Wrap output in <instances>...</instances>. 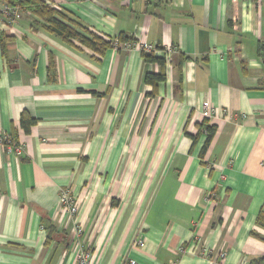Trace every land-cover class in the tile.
<instances>
[{
	"label": "crops",
	"instance_id": "1",
	"mask_svg": "<svg viewBox=\"0 0 264 264\" xmlns=\"http://www.w3.org/2000/svg\"><path fill=\"white\" fill-rule=\"evenodd\" d=\"M42 1L102 39L172 52L153 90L145 76L162 69L139 51L99 56L32 15L0 21V264H78L83 250L92 264L263 258L264 0ZM205 103L216 133L203 152Z\"/></svg>",
	"mask_w": 264,
	"mask_h": 264
},
{
	"label": "trees",
	"instance_id": "2",
	"mask_svg": "<svg viewBox=\"0 0 264 264\" xmlns=\"http://www.w3.org/2000/svg\"><path fill=\"white\" fill-rule=\"evenodd\" d=\"M9 4H16L13 0H4ZM22 11V13H26L34 16L36 19L43 23V29L53 33L54 35L61 38L65 43H72L74 41L78 42L81 46H84L99 56L104 55V53L109 49H117L115 48V42L118 45H123L126 43H133L131 39H127L124 36L120 35L115 40H105L101 37H98L92 33H89L87 29L83 28L77 21L73 20L71 17H68L66 14L62 13L59 10L52 8L50 5L46 4L42 0H22L21 3L17 4ZM82 30V31H81ZM81 32V33H79ZM146 63L157 64L162 69L161 74H147L145 76V84L151 86L154 89L158 87V84L164 82L166 80V74L164 73L166 67V59L165 56H156V55H147L142 54ZM259 58H261L264 64V43L261 44L258 52ZM178 80L179 84L182 82V73L181 70L178 72ZM208 119H206L207 121ZM204 122L199 129V132L192 137L194 143L200 136V132L203 129L207 134L206 144L203 148V152L206 151L208 146L210 145L214 135L216 133L215 126H209L208 121ZM21 127L26 134H28L31 130V127L36 124L34 119H31L28 115L23 114L21 117ZM11 140L15 142L12 137ZM257 224L264 228V213L260 214ZM255 264H264V257L255 261Z\"/></svg>",
	"mask_w": 264,
	"mask_h": 264
},
{
	"label": "built area",
	"instance_id": "3",
	"mask_svg": "<svg viewBox=\"0 0 264 264\" xmlns=\"http://www.w3.org/2000/svg\"><path fill=\"white\" fill-rule=\"evenodd\" d=\"M16 4H9L7 1L0 2V21L9 27H12L16 24L17 20L20 19L22 15V11L20 10L19 6L17 4L21 3L22 0H13ZM248 2L251 5H256L260 0H243ZM120 48L126 51L136 50L139 51L141 54H147V55H158V56H165L166 63H170L169 57L171 54L170 50H159L154 45L149 44H141L139 42H133V43H126L123 45H118L115 42V48ZM203 111V116L205 119H212L215 115L214 109L208 104L205 103ZM1 143L6 147L7 151L10 153H13L16 156H21L23 152V146L17 145L15 142L11 140V137L5 136L1 138ZM60 207L62 212H64L66 215H68L70 218H73L78 213V203L76 198L71 194V192L67 189H62L60 191ZM76 235H81L82 231L80 229H76ZM197 244H200L201 240L198 239ZM144 242L138 241L137 242V248H143ZM201 253L203 256H210V252L207 251V249H202ZM227 257V252L225 250L219 251L215 255V261L217 264H223L225 259ZM92 253L90 250H83L79 257H78V264H92ZM130 264H135L134 262H131Z\"/></svg>",
	"mask_w": 264,
	"mask_h": 264
}]
</instances>
